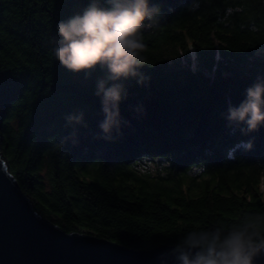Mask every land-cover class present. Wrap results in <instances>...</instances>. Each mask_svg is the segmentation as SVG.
Masks as SVG:
<instances>
[{
	"label": "trees",
	"instance_id": "obj_1",
	"mask_svg": "<svg viewBox=\"0 0 264 264\" xmlns=\"http://www.w3.org/2000/svg\"><path fill=\"white\" fill-rule=\"evenodd\" d=\"M89 2L0 0V153L35 211L135 250L247 217L264 235V124L245 134L226 119L264 77V53L254 54L264 50V0H149L160 13L142 32L148 79L122 81L111 140L98 138L104 71L72 73L53 52L56 24ZM79 110L87 127L61 146L72 131L64 117ZM249 140L250 151L236 147Z\"/></svg>",
	"mask_w": 264,
	"mask_h": 264
},
{
	"label": "clouds",
	"instance_id": "obj_2",
	"mask_svg": "<svg viewBox=\"0 0 264 264\" xmlns=\"http://www.w3.org/2000/svg\"><path fill=\"white\" fill-rule=\"evenodd\" d=\"M90 0L79 13L56 24L59 40L53 49L56 61L72 73H85L86 78L97 67L104 76L96 83L95 95L101 98L104 119L99 128L105 140H111L114 129L119 131V103L127 91L122 81L139 78L143 84L148 78L139 70L147 64L146 45L142 32L151 27L160 13L159 7L149 5V0ZM193 5H189L191 9ZM147 21V23H146ZM264 50H257L260 55ZM216 59H220L219 51ZM82 110L65 115V127L72 131L60 143H78L76 126L87 125ZM229 125H246L241 131L254 132L264 124V77L246 89V98L238 107L229 106L226 116ZM250 151L253 141L236 146ZM251 217L229 229L216 226L188 232L169 253L161 255V264L174 257L176 264H255L264 255V235L254 230Z\"/></svg>",
	"mask_w": 264,
	"mask_h": 264
},
{
	"label": "water",
	"instance_id": "obj_3",
	"mask_svg": "<svg viewBox=\"0 0 264 264\" xmlns=\"http://www.w3.org/2000/svg\"><path fill=\"white\" fill-rule=\"evenodd\" d=\"M173 247L135 250L64 231L35 211L0 153V264H161ZM167 264H176L174 257ZM255 264H264V255Z\"/></svg>",
	"mask_w": 264,
	"mask_h": 264
},
{
	"label": "rangeland",
	"instance_id": "obj_4",
	"mask_svg": "<svg viewBox=\"0 0 264 264\" xmlns=\"http://www.w3.org/2000/svg\"><path fill=\"white\" fill-rule=\"evenodd\" d=\"M142 168L146 171H149L151 173L156 174L157 171H160L162 168V164H160V162H156V161H146L144 163V165L142 166Z\"/></svg>",
	"mask_w": 264,
	"mask_h": 264
}]
</instances>
